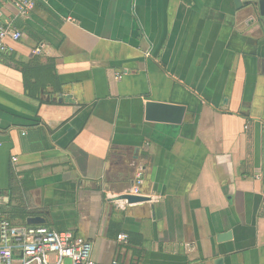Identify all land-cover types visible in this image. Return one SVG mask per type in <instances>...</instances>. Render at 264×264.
<instances>
[{"label":"crops","instance_id":"0c3cea01","mask_svg":"<svg viewBox=\"0 0 264 264\" xmlns=\"http://www.w3.org/2000/svg\"><path fill=\"white\" fill-rule=\"evenodd\" d=\"M6 27L22 37L0 55V221L72 231L96 264H264V25L253 9L46 0L22 15L0 0ZM49 66L60 103L53 86L45 103L26 90L23 70Z\"/></svg>","mask_w":264,"mask_h":264},{"label":"built area","instance_id":"2783aa9c","mask_svg":"<svg viewBox=\"0 0 264 264\" xmlns=\"http://www.w3.org/2000/svg\"><path fill=\"white\" fill-rule=\"evenodd\" d=\"M37 1L46 0H13V3L20 14L25 15ZM21 37L15 28H0V55L10 53L6 39L19 41ZM118 241L128 244L129 235L120 234ZM93 254V243L72 231L45 226L19 227L8 219L0 221V264H96Z\"/></svg>","mask_w":264,"mask_h":264},{"label":"trees","instance_id":"16d2710c","mask_svg":"<svg viewBox=\"0 0 264 264\" xmlns=\"http://www.w3.org/2000/svg\"><path fill=\"white\" fill-rule=\"evenodd\" d=\"M54 67H47V70H27L26 68L24 71L25 81H26V90L28 91V94L33 99H40V95H43V92L49 91L48 86H53L54 90L53 92L58 96L59 103L60 98L62 94V88L57 84V76L55 73V70H53ZM54 100V98L50 95L47 96V100ZM50 103L56 104L58 102L51 101ZM42 103L47 102L46 100H41ZM49 103V102H48ZM116 228L115 225L111 224L110 227V236L113 233L114 229ZM119 233V231L117 232Z\"/></svg>","mask_w":264,"mask_h":264},{"label":"water","instance_id":"95a60500","mask_svg":"<svg viewBox=\"0 0 264 264\" xmlns=\"http://www.w3.org/2000/svg\"><path fill=\"white\" fill-rule=\"evenodd\" d=\"M233 2L238 10L243 8L253 9L256 13L259 23L264 25V0H233ZM120 199L128 201L129 204H137L147 201L145 197L133 194H125L121 196Z\"/></svg>","mask_w":264,"mask_h":264}]
</instances>
